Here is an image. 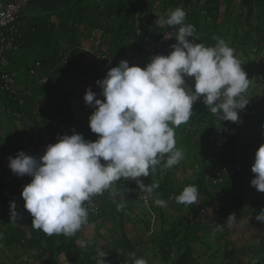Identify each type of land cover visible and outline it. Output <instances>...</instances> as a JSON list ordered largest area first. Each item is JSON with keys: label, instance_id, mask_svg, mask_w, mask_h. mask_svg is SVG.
<instances>
[{"label": "trees", "instance_id": "trees-1", "mask_svg": "<svg viewBox=\"0 0 264 264\" xmlns=\"http://www.w3.org/2000/svg\"><path fill=\"white\" fill-rule=\"evenodd\" d=\"M29 2L14 24L16 35L11 41L14 49H10L14 58H8L10 62L0 68V77L3 73L9 74L22 89L16 97L0 88V117L12 126L14 133L20 132L22 144H34L35 149L54 144L63 135L81 134L89 141L97 139V134L89 128V116L95 109L85 104V90L90 87L96 98L103 100L96 81L103 79L109 68L122 60L129 66L144 68L153 56H167L176 43L179 26L157 24L162 26V31L174 30L164 51L152 49L150 41L157 39L162 31L154 36L149 26L175 10L177 4L191 7L185 11V24L195 27V43L212 47L217 42L214 37H219L234 49V55L236 51L245 56L249 52L256 60L259 56L264 60V36L260 39L251 36L255 23L260 22L264 35V0H204L200 8L192 0H156L154 5L147 0H72L60 10L39 16L27 11L32 8ZM232 6L239 7L238 14L232 15ZM52 15L57 16L55 21L48 20ZM233 16L247 29L239 32L233 26L236 24L227 27L226 22L220 21ZM97 28L103 33L101 44L107 48L110 60L86 58L83 40H88ZM138 29L144 35L137 34ZM17 56L22 60H17ZM241 65L245 71L250 66L248 59ZM32 69L36 75H31ZM260 73L264 83L261 65ZM44 77L46 81L41 82ZM185 80L191 88L192 79ZM25 89L29 93L25 94ZM253 95L243 94L248 103L238 113V123L218 121L201 98L193 104L189 121L174 128L176 148L183 151L184 159L171 168L160 163L155 171L150 170L149 177L139 178L145 185H159L149 195V209L155 213L158 230L146 241L143 235L150 229V220L134 180L122 178L111 187L117 195L116 205L102 197L100 215L92 217L88 212V225L95 231L92 237L84 238L82 234L88 225L74 236H49L31 227L32 217L23 207L20 193L31 179L20 181L7 165L0 163V264H97L98 249L107 253L102 258L106 264H124L125 260L130 264L132 255L126 256L134 250L149 264L151 261L154 264H252L253 260L264 264V223L255 218L264 208V193L250 186L255 175L251 172L254 154L264 139V102L253 103ZM17 113H21L24 123L28 121L34 132L14 125ZM219 126L226 134L222 156L228 170L220 172L217 178L207 173L219 157L211 138ZM42 129L46 131L43 133ZM16 137L15 134L10 143L7 130L0 136V162H3V152H7L9 143L13 144ZM163 158L166 162L168 154ZM188 185L198 188L196 203H178L176 197ZM157 199L165 201V205H157ZM12 201L22 216L16 223L10 219ZM119 204L123 207L118 208ZM204 208L211 210L215 217L203 216L200 210ZM232 213L236 215L235 222L225 224ZM104 218L109 219L107 228L101 225ZM238 229L244 231L243 237ZM212 237L214 253L208 255L198 246L209 249ZM80 240L86 241L87 246L79 247ZM147 245L150 249L144 256L140 248ZM151 250L154 255H150Z\"/></svg>", "mask_w": 264, "mask_h": 264}, {"label": "clouds", "instance_id": "clouds-1", "mask_svg": "<svg viewBox=\"0 0 264 264\" xmlns=\"http://www.w3.org/2000/svg\"><path fill=\"white\" fill-rule=\"evenodd\" d=\"M185 18L186 12L176 8L155 21L162 26H179L176 43L167 56H153L144 68L129 66L124 60L109 68L105 77L96 81L103 100L96 98L97 94L90 87L85 90V104L95 109L89 116V128L97 134L96 140H86L81 134L63 135L56 143L45 144V152L36 148L39 159L30 156L28 150V154L19 151L29 145L26 143L17 151L9 150L7 155H2L0 163L7 165L20 181L31 179L20 193L23 207L32 217L31 227L49 236H74L89 224L91 212L84 206L85 202L94 197L100 212L99 199L123 178L134 180L140 190L141 205L150 220V229L143 235V239L148 240L158 230L155 213L149 209V195L159 185H145L139 178L149 177L150 170L155 171L160 163L171 168L184 159L183 151L176 148L174 128L189 121L193 104L201 98L218 121L239 122L238 113L248 103L243 97L250 81L246 72L235 57L234 49L223 39L214 37L217 42L212 47L195 43V27L185 24ZM186 77L194 79L191 88L186 85ZM26 122L23 126L17 122L16 126L32 130ZM220 127L211 136L214 143V135ZM15 134L20 137V132L14 133L11 128L10 143ZM222 153L223 150L216 165L208 167L217 171V178L220 172L228 170ZM165 154H168L166 162ZM251 172L255 175L250 186L264 193V144L255 151ZM198 195L197 186L188 185L176 200L191 205L196 203ZM155 203L164 206L166 202L157 199ZM117 207L122 208L123 204ZM9 209L14 223L22 219L14 201L10 202ZM200 213L209 219L215 217L208 208ZM255 218L264 223V208ZM235 220V213L229 214L225 224L231 225ZM78 245L84 248L87 242L80 240ZM154 253L150 251V255ZM106 254L98 249L97 264H106L102 259ZM130 262L149 264L138 256H132ZM252 264L257 261L253 260Z\"/></svg>", "mask_w": 264, "mask_h": 264}, {"label": "built area", "instance_id": "built-area-1", "mask_svg": "<svg viewBox=\"0 0 264 264\" xmlns=\"http://www.w3.org/2000/svg\"><path fill=\"white\" fill-rule=\"evenodd\" d=\"M28 0H11L6 2L3 6L0 7V68L4 67L8 63V58L6 55V50H9L11 48L14 49L13 44L11 43L13 36L16 35V29L14 28V24L16 21V18L18 17V14L20 13L21 9L27 4ZM177 8H182L184 11H188L190 6L184 7L182 4H177ZM173 29L169 31H164L161 34L157 36V39H154V41H150L153 48L157 51H164L168 49V43H170L172 39ZM142 29L137 30V34L144 35L142 33ZM102 31L97 28L94 29L92 34L90 35V43L86 47H84L85 55L88 60H91L92 58L99 59L100 60H106L109 59V52L107 51V48L101 44L102 41ZM147 39V38H146ZM100 48H103L104 50H99ZM256 47L252 48V51L255 52ZM110 60V59H109ZM259 63L262 68H264V60L259 56L258 57ZM132 64L131 66H133ZM31 75H36V70L32 69L30 70ZM261 78V75H260ZM261 80V79H260ZM45 77L41 79V82H45ZM262 81V80H261ZM0 88L4 91H8L10 93L16 94L20 91L22 88L19 87L16 84V81L14 80V77L10 76L7 73L1 74L0 77ZM29 93L27 89H25V94ZM264 102V89L259 92L256 96L253 98V102L255 104H259L261 102ZM15 117L17 118V122L19 125L24 124V118L21 115V113L15 114ZM32 131L34 132L35 129L32 128ZM215 150L218 153L222 152V148L226 142V134L222 127H220L215 135ZM23 138L26 139V137L23 136ZM46 145H42L41 150L45 152ZM16 155H11V157H15ZM4 158V156H2ZM10 157V156H9ZM8 162V161H7ZM208 176L218 175L217 171L212 169L208 171ZM144 195H142L143 197ZM95 198L92 197L90 201L85 202V207L87 210L91 213L97 214L99 212V206L94 201ZM144 201H146L144 197Z\"/></svg>", "mask_w": 264, "mask_h": 264}, {"label": "crops", "instance_id": "crops-1", "mask_svg": "<svg viewBox=\"0 0 264 264\" xmlns=\"http://www.w3.org/2000/svg\"><path fill=\"white\" fill-rule=\"evenodd\" d=\"M8 1H11V0H0V7L3 6ZM71 1L72 0H30L29 3L32 6V8L31 9H28L27 11L29 13L32 11V13L35 16L44 15V14L46 15L47 12H51V11H54L55 12L57 10H60L61 8H63L66 5H68ZM147 1H148V3L150 5H154L156 3V0H147ZM192 2H193V4L195 6H197V7L200 8L203 5L204 0H192ZM231 12H232V15L238 14L239 13V7L236 6L235 9H234V7L232 6ZM224 14H226V13H224ZM222 18H226V17H222ZM48 19H49V21H55V18L52 17V16H48ZM230 19L231 18L228 17V19L227 18L226 19H221L220 21H221V23H224V22H228L229 23L228 20H230ZM230 22H231L230 25H233V24H236L238 26L241 25L240 21L237 20V17H234V16L232 17V19H231ZM262 26H263V24L261 22L256 24L254 30L251 33L252 38H254V39H260V38H262L264 36L261 33V31L263 29ZM161 28H162V26H157V24H155L154 22H153V24H151L149 26L150 33L152 35H154V36L157 35L158 33H160L162 31ZM230 29H231V27H230ZM83 41H84L83 42L84 47L85 46L87 47L89 45V43H90V37H89L88 40H83ZM99 50H104V49L103 48H100ZM8 52L9 53L7 54V56H8L9 59L11 58V60H12L14 58V56H12L11 50L9 49ZM9 59H8V61L10 62ZM16 59L17 60L18 59H21L22 60L21 56L20 57L17 56ZM245 71H247L248 79L250 81H249V87L246 90V92L244 93V95L247 94V93H252V94L255 95V94L261 92L264 89V83L260 80L261 79L260 78L261 73H260V64H259V61L258 60H255V63L252 65V67H250V66L249 67H246L245 68ZM189 78H191L192 81H193V83H194V79L192 77H189ZM16 124H17V120L15 121V124L14 125H16ZM0 127H3V128L5 127V129H7V133H8V131H11V126L9 127L8 123L6 122V120L5 121H2L1 120V117H0ZM23 129H25V128H23ZM42 131L44 133L46 131V129H43ZM15 142H16V144H15ZM21 145H22V142L19 140V138L14 139L13 144H10L9 143L7 152H9V150H12V152L13 151H17L21 147ZM33 146H34V144L33 145H25L24 148H20L19 151H23L25 154H28V153H26V150H28L30 156L39 159V156L37 155V153H34L35 152L34 151L35 148ZM102 163H105V162L103 161ZM115 196H117V195L113 193V189H110L106 194H103L102 195V197H106L107 200H109L111 203H113L114 205H116L115 199H114ZM90 214H91L92 217H97V216L100 215V212H98L97 214H94V213H90ZM133 216H131V219L132 220L135 219V217H133ZM108 223H109V219L104 218V221H103V223H101V225H103V226H105L107 228ZM93 230L94 229H93L92 225H88L87 230L86 229H83L82 230V234H83L84 238H90V237H92L94 235V233H95V231H93ZM138 246H142V245L141 244H138ZM140 249H141V253L145 256L148 253L149 247L147 245L145 248H143V249L140 248ZM130 254H134L132 256H136L137 257V254H136V252L134 250L131 253H128L127 256H126V258H128V255H130ZM128 262H129L128 260H125L124 261V264H128ZM130 264H135V263L132 262Z\"/></svg>", "mask_w": 264, "mask_h": 264}, {"label": "rangeland", "instance_id": "rangeland-1", "mask_svg": "<svg viewBox=\"0 0 264 264\" xmlns=\"http://www.w3.org/2000/svg\"><path fill=\"white\" fill-rule=\"evenodd\" d=\"M52 17H54V18H56L57 16L56 15H52ZM232 19V18H231ZM231 19L229 20V23L228 22H226L225 23V25L228 27V26H230V21H231ZM49 20V19H48ZM257 23H255V25H256ZM234 28H236L239 32H240V30L242 29V30H245V29H247V27H245V26H238V25H234ZM105 48V47H104ZM246 56H249V58H247ZM246 56L244 55V53H242V52H240V51H236V54H235V57L240 61V63H242V61H244V60H246V59H248V63H249V65H250V67L252 66V64H253V61H255L256 60V58L254 57V55H251L249 52H247V54H246ZM7 129H5V127L3 128V127H0V136L1 135H4L5 134V131H6ZM18 138V135H17V137H16V139ZM15 144H16V142H15ZM261 144H264V139H263V141H261L260 142V145ZM3 153H5L4 155H7V152H3ZM8 155H11V154H8ZM238 230H240L241 231V236L243 237L244 236V231L242 230V229H238ZM230 238H231V236H230ZM251 237H249V239H250ZM211 240H210V248L209 249H207V248H203L202 246H198V248H202V249H205V251H206V253H208V255L209 254H211V253H214V238L212 237V238H210ZM247 240V238L244 240V241H246ZM251 240H252V238H251ZM209 257V256H208ZM155 263H159V262H155ZM165 264V263H164Z\"/></svg>", "mask_w": 264, "mask_h": 264}]
</instances>
